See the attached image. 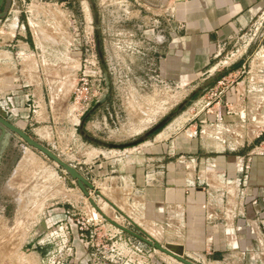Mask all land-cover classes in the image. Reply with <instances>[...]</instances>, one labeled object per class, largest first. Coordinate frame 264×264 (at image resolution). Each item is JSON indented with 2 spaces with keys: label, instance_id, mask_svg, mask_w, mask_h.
I'll return each mask as SVG.
<instances>
[{
  "label": "crops",
  "instance_id": "0c3cea01",
  "mask_svg": "<svg viewBox=\"0 0 264 264\" xmlns=\"http://www.w3.org/2000/svg\"><path fill=\"white\" fill-rule=\"evenodd\" d=\"M95 2L103 19L124 25L118 29L119 37L132 33L127 24L134 19L140 68L144 70L152 64L155 70L154 76L151 73L137 77L140 83L155 80L165 87L189 85L211 74L218 68V49L224 45L230 49V43L264 13V0H197L173 14L165 11L166 0ZM73 3L74 0H58L50 4L68 7ZM80 5L78 16H68L83 18L86 28L72 37L74 45L67 50L72 57L60 61L57 68L70 70L73 61L76 70L81 69L84 58L92 57L94 52V8L91 15L85 1ZM6 28L10 33H0V48H5L6 56L13 61L17 53L27 67L21 79L13 74L4 79L6 96L13 95L14 101L11 123L25 132L42 123L44 126L36 130L51 132L56 117L48 111L44 95L47 85L53 82L49 68L54 66L40 54L43 41L32 29L19 22L14 30L9 25ZM103 31L102 36L114 33L111 29ZM48 43L53 46L44 40V44ZM249 59L230 70V77L242 80L224 100L182 112L118 170L119 179L128 182L151 228L163 241L177 245L185 257L199 259L203 264H264V225L257 222L264 215V137H256L264 128V59ZM69 77L63 72L57 78ZM115 99L113 90L102 111L106 112L105 120L114 117ZM31 103L40 110L33 111ZM72 125L70 130L77 132L80 126L76 122ZM14 140L7 151L3 150L0 170L9 157L6 153L19 144V139ZM115 173L111 167L107 175L112 178ZM76 195V200L60 202L57 208L46 201L40 214L45 231L48 224L71 223V212H83L80 205L86 197L81 190ZM86 211L92 214L87 208ZM73 243L76 253L69 256V263L88 264L81 245ZM42 255L47 257L41 253L36 258L43 259Z\"/></svg>",
  "mask_w": 264,
  "mask_h": 264
},
{
  "label": "rangeland",
  "instance_id": "374dc122",
  "mask_svg": "<svg viewBox=\"0 0 264 264\" xmlns=\"http://www.w3.org/2000/svg\"><path fill=\"white\" fill-rule=\"evenodd\" d=\"M13 1H15L14 5ZM56 1L58 0H43L42 2L48 4L52 2L53 4ZM81 1L74 0V3L68 7L50 5L44 8L36 2L28 0H8V11L12 10L11 14L1 21L0 33L9 34L10 31L6 27L9 25L11 28L10 22L14 20L16 26H12L11 30L17 27L18 22L20 26L24 25L26 28L32 29L36 33L37 39L43 41V45L46 47L43 46L40 54L46 55V60H51L50 63L49 61L47 63L54 66L49 68L50 79L53 82L47 85L48 91L45 90L44 95L48 111L56 117L55 124L52 125L53 131L36 130V128L44 126L41 123L26 133L93 181L92 184L96 191H91L90 197L85 196L84 204L80 205L83 211L86 212V208L91 211V218L103 220L107 225H111L106 221L110 219L137 232V229L127 219L128 217L162 246L176 250L177 245L163 241L164 238L155 232L156 229L151 228L148 219L141 212L142 205L134 197L132 189L127 185L128 182L119 179V167L121 164L125 165L126 159L128 160L131 154L146 145L182 112L202 106L201 100L209 99L212 91L216 92L220 90L221 86L225 87L219 85L220 81L223 80L231 92V88L237 86V81L242 80L230 77V70L239 62L230 66L234 62L233 60L228 61L224 66L221 65L211 74L189 85L165 87L155 80L140 83L138 74L146 76V74L152 73L154 76L155 70L152 64L148 65L147 69L141 70L140 68V60L136 55L138 47L135 45L136 33L138 32L136 24L132 23L134 19H130L127 24L132 33H128L126 37H119L117 35L118 29L124 25L118 21L115 22L113 19H103L97 2L94 0L99 16L97 20L93 19L95 41L94 52L90 55L92 57L84 58L88 61L87 63L84 62L83 67L77 69L78 71L73 61L70 70L66 67L57 68L56 65H59L60 61H67L69 57H72L70 52H67L69 45L70 47L74 45L72 44V37L86 28V21L83 18L79 20L76 17L70 18L68 16L69 13H74V16L81 13ZM83 1L89 6L92 15L93 5L91 1ZM29 8L32 9L34 18L28 22ZM97 27H99V40ZM108 29L114 33L102 36L103 30L107 32ZM255 38L261 42L252 44L245 57L253 56L252 58H254L255 54L259 56L258 49L264 46V29L259 31ZM44 40L51 42L53 46L49 43L44 44ZM99 50L104 55L106 70L100 60ZM6 52L5 48H0V100L6 97L5 77L13 74L17 79H21L20 74L27 68L24 62L18 59L17 53L13 61L6 56ZM81 71L88 77L87 84L79 81ZM63 72L70 74V77L66 80H59L57 77ZM109 85L112 87V92L114 90L117 95V100L115 99L113 104L115 106L113 118L105 120L104 114L106 112H102L109 101L100 108V112L96 111L86 121L87 114L79 118L76 117L75 112H73L76 89L83 91L79 94L81 98H89L90 94L99 93L98 100L93 99L92 107L88 112L90 113L96 103L107 94ZM86 89L90 90V94H87ZM118 95L121 96L118 97ZM187 99L191 100L168 122L149 135L146 141L126 149H110L101 144V142L111 144L132 143L157 127L183 103H186ZM31 104L33 111L40 110L37 104L36 107H33V103ZM110 108L112 109V107ZM75 122L80 126L77 132L70 130L73 126L72 123ZM14 139L19 138L14 134H8L2 146V153L4 149L7 151L6 147L11 145ZM26 147V150L21 147H13L11 152H7L9 157L0 170V264H70L71 258L65 257L69 246L58 243L59 238L52 240L50 236L60 224H48L45 231L40 214L46 207L47 200H49L48 204L50 203L53 205L52 207L57 208L60 202L76 200V193L80 191V188L72 179L70 180L74 184H68L69 175L64 169L58 167L45 155L27 145ZM28 154L32 156L34 162L30 167L21 169V162L24 156ZM111 167L117 171L112 175V178L107 175ZM122 169L124 170L125 167L123 166ZM90 199L95 202L100 212L94 209ZM76 213H78L76 214L77 217L86 220V215L79 214L80 212L77 211ZM88 217H90V213ZM146 246L154 250L152 247ZM80 251L82 250L80 249ZM155 251L159 262L162 264H182L158 250ZM41 253L47 254V257L42 255L43 259L36 258V255ZM182 254L185 259L194 264H203L199 259L194 261L185 257L183 252Z\"/></svg>",
  "mask_w": 264,
  "mask_h": 264
},
{
  "label": "built area",
  "instance_id": "2783aa9c",
  "mask_svg": "<svg viewBox=\"0 0 264 264\" xmlns=\"http://www.w3.org/2000/svg\"><path fill=\"white\" fill-rule=\"evenodd\" d=\"M31 2H36L39 6L44 8L49 7L52 4L43 3V0H28ZM165 11H170L171 14L176 13L177 10L181 7H185L188 3L197 0H166ZM15 1H13V5ZM57 6V5H56ZM27 20L34 18L32 9L29 8ZM12 10V9H11ZM11 10L8 11L7 15L11 14ZM4 18H0V23ZM24 27V25H23ZM264 29V13L261 16L254 19L251 24L250 29L242 35H239L235 42L230 43V49H228L229 45H224L220 47L215 55L216 58L219 59L217 66L218 68L221 65H225L228 61L233 60L230 66L234 65L236 62H240L246 58H250L249 61L253 62L255 59H264V46L258 49V54H255L254 58L245 57L249 48L252 44L261 42L258 41L255 37L259 31ZM253 36V37H251ZM9 43H4V46H8ZM11 44H9L10 46ZM252 58V59H251ZM87 59L84 61L87 63ZM80 82L87 84L88 77L84 74V72H80ZM219 85H223L225 87H220V90L216 92H211L209 99L201 100V105L210 106L213 103H219L226 96L229 95V90L225 82L222 80L219 82ZM87 90V89H86ZM88 91V90H87ZM83 91L76 89L75 100L73 105L75 108L73 112H75L76 117H82L88 114L90 108L93 104V99H97L100 97L99 93L90 94V90L87 94H90V97L81 98L79 94ZM98 96V97H97ZM82 102V104H81ZM0 109L6 114L7 119L11 121L12 113L14 111V101L13 95H7L6 97L0 100ZM74 114V115H75ZM222 117L220 114L219 118ZM264 118V115H263ZM255 135V133H253ZM257 138L264 137V128L263 130L256 135ZM264 144V141H263ZM17 147H21L23 149H27L25 143L19 139V144ZM68 184H74L73 181L68 179ZM71 212V211H70ZM70 214V213H69ZM72 217L70 218L71 223H65L57 226L55 231H53L50 236L53 239L59 238L61 243L68 245V256L71 254H75L76 250L73 247L76 242L81 245V248L86 253L87 263L88 264H162L159 262L155 249L152 250L148 248L141 241L126 235V233L121 230L107 225L103 222V220H98L95 217L91 218L89 213L86 211L80 212L79 214L86 215V220L84 218H79L76 216L78 213L71 212ZM258 223L264 225V215L260 216L257 220ZM75 234V235H74ZM53 236V237H52ZM76 240V241H75ZM62 255V254H61ZM60 255V257H62ZM232 264V263H229Z\"/></svg>",
  "mask_w": 264,
  "mask_h": 264
},
{
  "label": "water",
  "instance_id": "95a60500",
  "mask_svg": "<svg viewBox=\"0 0 264 264\" xmlns=\"http://www.w3.org/2000/svg\"><path fill=\"white\" fill-rule=\"evenodd\" d=\"M93 8H94V14H95V20L98 19V12L96 10V7L94 5V0H90ZM8 0H0V18H5L8 14ZM97 38L99 40V27H97ZM99 56L100 60L102 62L103 68L106 70V65H105V60H104V55L101 50H99ZM112 92V87L109 85V91L107 94L94 106V108L90 111V113L87 114L86 119L93 114L94 111H97L100 109L104 104H106L111 96ZM191 99H187L186 103H183L176 111L171 113L167 118H165L157 127H155L152 131L147 133L145 136L133 141L132 143H125V144H111V143H102V145H105L106 147L110 149H126L130 146H135L138 143H141L143 141H146L147 137L151 135L154 131L159 129L161 126H163L166 122H168L169 119H171L174 115H176L180 109H182ZM83 121V122H85ZM8 134H14L17 136L20 140H22L27 146L30 148L38 151L39 153L45 155L48 159L53 161L58 167H61L64 169L67 174L69 175V178L72 179L80 190L84 193L86 197H90V192L91 191H96L95 186L74 166L66 163L62 159H60L56 154H54L48 147L44 146L42 143L38 142L36 139L31 137L28 133H26L24 130L20 129L18 126L15 124L11 123L8 119L6 114L3 112H0V160L2 156V146L4 141L6 140ZM85 135V134H84ZM91 205L94 207V209L98 212H100V209L98 206L95 204V202L90 199ZM109 204H112L109 202ZM107 219V218H106ZM131 225L135 229H137V232H134L126 227H123L114 221L107 219L108 223H110L112 226L115 228L121 230L122 232L126 233L127 235L145 243L146 245L152 247L155 250H158L171 258L177 260L178 262L182 264H194L191 261H188L187 259L184 258L182 251L179 250L177 253L174 251H171L168 248H165L162 246L154 237L150 236L147 234L143 229H141L134 221H132L130 218L127 217Z\"/></svg>",
  "mask_w": 264,
  "mask_h": 264
},
{
  "label": "bare ground",
  "instance_id": "6f19581e",
  "mask_svg": "<svg viewBox=\"0 0 264 264\" xmlns=\"http://www.w3.org/2000/svg\"><path fill=\"white\" fill-rule=\"evenodd\" d=\"M11 24H12V26H16V21L14 20V21H12V22H10ZM12 26H11V28H12ZM0 112H2L3 113V110L2 109H0ZM46 135V134H45ZM41 136V135H40ZM39 161V160H38ZM33 162H34V160H33V158H32V156L31 155H25L24 156V158H23V160H22V162H21V169L22 168H26V167H30V165H32L33 164ZM19 168V169H20ZM170 250L171 251H174L175 253L177 252V251H179L180 249H179V247H176V250H174V249H172V248H170Z\"/></svg>",
  "mask_w": 264,
  "mask_h": 264
},
{
  "label": "flooded vegetation",
  "instance_id": "af4514ba",
  "mask_svg": "<svg viewBox=\"0 0 264 264\" xmlns=\"http://www.w3.org/2000/svg\"><path fill=\"white\" fill-rule=\"evenodd\" d=\"M5 142V141H4Z\"/></svg>",
  "mask_w": 264,
  "mask_h": 264
}]
</instances>
